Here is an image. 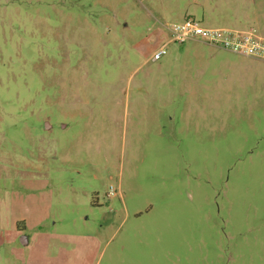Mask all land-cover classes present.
Returning <instances> with one entry per match:
<instances>
[{
    "label": "rangeland",
    "instance_id": "1",
    "mask_svg": "<svg viewBox=\"0 0 264 264\" xmlns=\"http://www.w3.org/2000/svg\"><path fill=\"white\" fill-rule=\"evenodd\" d=\"M242 2L0 0V264H264V59L170 42Z\"/></svg>",
    "mask_w": 264,
    "mask_h": 264
},
{
    "label": "built area",
    "instance_id": "2",
    "mask_svg": "<svg viewBox=\"0 0 264 264\" xmlns=\"http://www.w3.org/2000/svg\"><path fill=\"white\" fill-rule=\"evenodd\" d=\"M169 30L173 35L171 43H185L201 38L214 46L231 50L234 53L264 59V39L260 38L254 30L240 32L227 29H208L194 19H187L183 23L172 26ZM165 55H167L166 45L153 55V60L159 61ZM115 195V190L112 187L109 196Z\"/></svg>",
    "mask_w": 264,
    "mask_h": 264
},
{
    "label": "crops",
    "instance_id": "3",
    "mask_svg": "<svg viewBox=\"0 0 264 264\" xmlns=\"http://www.w3.org/2000/svg\"><path fill=\"white\" fill-rule=\"evenodd\" d=\"M240 2V0H236V3ZM242 6L236 8L234 10L233 13H236L233 18L236 20L237 24L242 25V23L239 21V17H241L242 15H244L243 17H245V21L248 22V20L250 21V23L254 26H251L249 29L247 30H240V32H248L251 30L256 31L257 35L264 39V36L262 35V30H263V26H261V21H263L264 16H262V14H260L261 12L264 15V0H243L242 2ZM241 8V9H240ZM240 10H242V14H239ZM248 11V14L246 15ZM249 11H252V15H249ZM246 15V16H245ZM239 31V30H238ZM247 61L253 60L255 62H258L260 60H257V58H253L251 59V57H246ZM244 58V59H245Z\"/></svg>",
    "mask_w": 264,
    "mask_h": 264
},
{
    "label": "water",
    "instance_id": "4",
    "mask_svg": "<svg viewBox=\"0 0 264 264\" xmlns=\"http://www.w3.org/2000/svg\"><path fill=\"white\" fill-rule=\"evenodd\" d=\"M21 243L24 245V246H27L29 244V241H28V238L26 236H23L21 238Z\"/></svg>",
    "mask_w": 264,
    "mask_h": 264
}]
</instances>
